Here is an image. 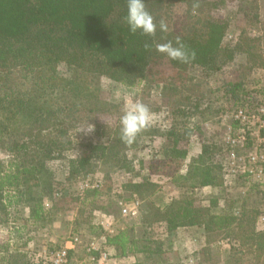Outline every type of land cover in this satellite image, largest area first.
Returning a JSON list of instances; mask_svg holds the SVG:
<instances>
[{
	"label": "trees",
	"instance_id": "obj_1",
	"mask_svg": "<svg viewBox=\"0 0 264 264\" xmlns=\"http://www.w3.org/2000/svg\"><path fill=\"white\" fill-rule=\"evenodd\" d=\"M177 4H184L185 10L174 12ZM145 5L157 24L154 35L129 30L127 0H0V223L16 225L20 219L11 220L10 209L17 206L27 212L26 222L43 227L78 208L70 235L81 234L84 225L91 232L86 241L105 236L110 256L134 259L131 264H179L169 258L165 238L187 227H203L207 247L235 234L244 241L256 240L257 249L264 250V231L254 228L258 211L216 213L211 206L196 203L195 189L224 184L225 153H218L217 144L205 141L202 152L186 163L193 132L201 128L194 117L206 116L214 108L204 86L187 85L189 66L211 74L228 62H240L236 78L224 86L225 95L233 100L234 109L255 112L259 106L258 89L245 86L249 73L264 67V58L259 39L248 36L245 29L259 22L264 0H145ZM218 9L227 14L213 13ZM232 18L243 32L226 47ZM161 22L166 31L160 30ZM167 44L184 57L173 59L159 50ZM62 63L80 69L81 76L60 75L57 67ZM103 75L128 86L160 88L164 109L159 114L171 122L166 125V120L152 115L150 126L131 144L124 142L121 115L113 128L99 120L117 107L96 83ZM216 112L225 115L222 108ZM87 120L107 142L80 143L82 152L77 156L70 131ZM158 136L163 142L152 157H129V152L140 153ZM62 155L68 158L70 178L89 176L98 165L124 171L123 190L129 195L115 198L102 184L82 194L61 187V196L55 197L49 163ZM161 168L173 176L182 195L157 206L150 198L159 185L151 176ZM133 171L139 181L132 178ZM135 198L142 201L138 215L117 216L119 201ZM95 217L113 220L114 233L92 225ZM155 224L165 225L161 239L152 234ZM31 254L0 241V264H34ZM84 256V250L74 254L76 259Z\"/></svg>",
	"mask_w": 264,
	"mask_h": 264
},
{
	"label": "rangeland",
	"instance_id": "obj_2",
	"mask_svg": "<svg viewBox=\"0 0 264 264\" xmlns=\"http://www.w3.org/2000/svg\"><path fill=\"white\" fill-rule=\"evenodd\" d=\"M185 8L186 6L184 4H177L174 5L173 10L176 13H181ZM213 13H218V15L223 16L224 14H227L223 9H218L213 11ZM230 21L224 39V46L226 47L235 44L243 32V29L236 23L235 18H232ZM245 31L248 36L259 39L261 44V54L264 58V8L260 13L259 22L247 26ZM242 59H244V57H242ZM238 63L240 64V62L236 61L228 62L222 67V69L214 71L211 74H207L198 66H189L187 69V85L204 86L207 98L210 99V102L214 107L208 115L194 117L196 123H200L201 128L196 129L193 132L190 140L191 145H195L197 142L204 143L205 141H213L217 144L218 153H225L224 136L235 131L237 127L230 114L228 117H224L222 114L220 116L219 112L216 111L219 108L225 110V113H231V111L234 110L233 100L228 99L225 95L224 86L236 78ZM57 71L60 75L73 79L80 77L82 74L80 69H76L65 63L58 65ZM249 75V81L245 88L251 91L258 89V91L255 92V98H258L260 102H263L264 67L253 69ZM83 76L85 77L87 74H84ZM96 83L99 85L102 94L108 96V98L117 106L111 113L99 117V120H101L102 123L112 126L111 128L118 124L119 115L122 116L129 106L136 103L146 105L150 109L151 115H156L154 117H158L160 120H166V118H163L159 114L164 109L161 104L162 98L159 96L160 88H156L154 85H144L142 83L128 86L114 81L105 75L99 76ZM170 122L171 121L167 119L165 124L167 125ZM70 134L72 140L75 142L76 147L73 151L77 156L82 152V148L79 145L80 143L85 141H93L95 143L107 142V138L96 135L94 125L88 120L81 122L76 128L70 131ZM162 142L163 139L158 136L150 145L142 149L140 153L135 155L133 152H129V157H152L156 150L158 151ZM250 149H254L252 144L247 147V150ZM186 163H188V160ZM49 167L55 175V191L64 187L71 193L82 194L80 185L83 180L89 177L92 180H95L96 178L101 179L103 185L105 184L104 188L106 190H109L110 188L111 195H114L115 198L129 195V191L127 192L126 190H123V184L127 181L125 172H114V169H111L110 166L98 165L95 171L89 176L84 177L80 175L78 177L70 178L68 158L62 155L52 160L49 163ZM107 175H109L110 178L106 177ZM136 175L137 173L133 171V177H131L134 180L139 181L140 179H137ZM151 177L159 185L157 193L150 198V200H152L157 206H163L165 203L170 202L172 198H179L182 195L181 189L176 185V182L173 181V176L167 174L165 168H161L159 173H155ZM262 188V185L252 178L242 176L233 180L228 186L223 184V186L220 187L211 186L195 189L193 191V196L196 199L197 204L205 207L211 206L216 213L231 210L239 213L242 210L249 209L258 211L254 228L255 231L259 232L264 231V221L261 220V216H264V188ZM108 192L109 191H107V193ZM143 202V210L147 211L146 204L148 202L146 199H143ZM50 204L51 200L47 199L46 205L48 206ZM14 210L15 207L10 209L11 220H14L15 217H18L20 220H18V222L16 221V225H13L12 223H9V225L0 223V241L2 244L10 242L19 251H27L29 253H37L45 246L61 245L73 231L74 226L72 223H74L79 213V209L77 208L74 211L67 213L65 216L60 217L58 222L43 227L40 225H34L31 222H26V218L24 217L27 216V212L21 210L20 207L17 206L15 212H13ZM120 211L121 208L116 212L117 216L122 215V212ZM100 219L101 217H95L94 220H92V225H99ZM61 221L65 223L60 224ZM80 227L81 235L86 239L91 232L90 230H87L84 225ZM195 228L196 230H192L191 232L180 230L171 238H165V247L168 249V256L173 263L178 262L180 264L182 259L188 257L191 252L194 251V256L197 258L198 264H264V250L257 249L256 240L244 241L240 237L233 236L235 235L233 234L228 237H223L214 245L207 247L203 235L205 232L204 228L198 226ZM164 232V224H155L152 227V234L155 238H163ZM219 241H225V244L219 245ZM140 258L142 260L143 257ZM133 261L134 259H128L125 262L122 260L120 264H131ZM109 264H119V262L115 259L110 261Z\"/></svg>",
	"mask_w": 264,
	"mask_h": 264
},
{
	"label": "built area",
	"instance_id": "obj_3",
	"mask_svg": "<svg viewBox=\"0 0 264 264\" xmlns=\"http://www.w3.org/2000/svg\"><path fill=\"white\" fill-rule=\"evenodd\" d=\"M259 97L261 98L260 95ZM229 114L238 126L235 131L224 136V184L228 186L233 180L244 176L252 178L264 188V100L259 103L255 112L238 107L231 113H225L224 117H228ZM249 142L254 149L247 150ZM102 184L101 179L92 180L88 177L80 185L81 193L89 189L100 188ZM61 194L62 191L57 190L54 196L60 197ZM141 204L142 201L138 198L129 202L121 199L119 207L122 216H137ZM261 220L264 221V216H261ZM99 224L104 228L105 233H114L115 222L113 220L101 218ZM105 241V236L85 241L83 236L77 233L66 238L60 246H45L31 255L34 264H109L115 259L104 248ZM218 244L224 245L225 241H219ZM79 250H84L85 256L76 259L74 254ZM180 264H198L194 251L182 259Z\"/></svg>",
	"mask_w": 264,
	"mask_h": 264
},
{
	"label": "clouds",
	"instance_id": "obj_4",
	"mask_svg": "<svg viewBox=\"0 0 264 264\" xmlns=\"http://www.w3.org/2000/svg\"><path fill=\"white\" fill-rule=\"evenodd\" d=\"M126 23L131 32L141 31L146 35H154L157 29V24L153 16L146 8L145 0H127V14L125 17ZM161 31L167 30V25L160 23ZM159 50L166 52L171 58H183L184 53L177 48H173L171 44L158 46ZM152 123V115L150 109L142 104H132L127 108L121 116V139L131 144L136 136Z\"/></svg>",
	"mask_w": 264,
	"mask_h": 264
},
{
	"label": "crops",
	"instance_id": "obj_5",
	"mask_svg": "<svg viewBox=\"0 0 264 264\" xmlns=\"http://www.w3.org/2000/svg\"><path fill=\"white\" fill-rule=\"evenodd\" d=\"M191 145V144H190ZM202 146H203V143H201V142H197L195 145L194 144H192L190 147V150H189V158H188V161L192 158V157H195V156H197V155H199L201 152H202ZM180 230H182V231H184V232H191L192 230H196V228L195 227H187V228H180L179 230H178V232L180 231ZM130 259V258H129ZM126 260H128V259H124L123 260V262H125ZM118 262H119V264H120V262L122 261V260H117Z\"/></svg>",
	"mask_w": 264,
	"mask_h": 264
}]
</instances>
